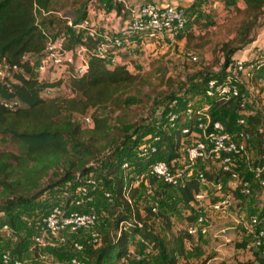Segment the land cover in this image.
Here are the masks:
<instances>
[{
  "label": "rangeland",
  "instance_id": "obj_1",
  "mask_svg": "<svg viewBox=\"0 0 264 264\" xmlns=\"http://www.w3.org/2000/svg\"><path fill=\"white\" fill-rule=\"evenodd\" d=\"M81 1L55 0L53 8L61 15L74 17L75 9ZM238 7H243L241 0H193L190 6L183 8L188 19L186 29L181 33L183 38L178 39L176 36L172 39L143 40L137 42L130 50L118 53L119 65H123L128 73L136 76L135 88L129 90V94L123 97H127V105L124 104L119 111L97 108L89 109L83 115H72L73 120L80 125L81 131L78 137L68 138V149L75 144H81L89 148V156L79 159V155L69 150L63 157L48 156L41 164H35L25 160L17 146L0 136V153L16 158L9 157L8 161L12 168L8 183L10 182L11 185L15 182L14 191L11 190L12 187L8 190L0 185V210L7 200L20 196L29 199L36 194L33 198L35 204L32 203L30 207L33 210L18 207L7 215L0 212V217L10 216L16 219L13 230L11 227L8 230H0V251H11L16 244H20L23 251L20 256L21 264H37L36 255L31 246L30 223L37 220L42 213H39L38 209L52 203L51 200L57 195L58 189L62 188L66 182V179L61 181L64 175L84 168L88 170V174L95 179L98 186L93 193L90 206L100 216L98 243L103 236H111L118 230L116 221L123 216L131 224L144 229L153 239L156 248L151 249L146 241L129 239L128 250H133L140 260L135 262L129 255L126 260L121 261L122 264H165L162 249L169 235L166 232L165 223L170 224L172 232L177 229L183 230L186 223L185 217L191 211L180 204L175 192H163L158 188L160 182L149 185L147 178L140 177L139 167L147 159V155L143 156V150L146 146L155 149L156 143H151L150 138L154 137L153 134L157 136L159 129L168 130L167 122L173 115L174 108V106L170 107L171 101L182 100L184 105L189 103L193 108L202 107L206 103L202 91L198 94L194 93L195 82L203 77L220 73L224 62L221 47L233 38L238 22L242 19V15L236 12V9L240 10ZM54 22L52 28L48 29L50 34L63 26L62 20L55 19ZM262 33H264V14L260 18V27L256 30V36H261ZM242 49L233 53L229 62L232 58L239 56V51ZM251 85L254 89L257 88L254 81ZM136 89L139 92H134ZM246 95L250 97L249 93ZM247 111L257 114L260 123L250 133L246 156L237 158L231 167L241 178L247 176L248 167L264 164V106L259 101L257 104L251 102L247 105ZM92 115L108 118L109 132L105 139L94 138L90 141L91 135L88 131L91 129L89 121ZM117 119L127 124L129 133L137 127H142L141 131L145 130V127H150L149 134L140 139H131L129 150L125 151V148L119 146L121 129L117 126ZM181 141L182 138L179 140L176 151L177 158L169 161L175 168H179L183 161L181 148L184 143L181 144ZM159 153L162 158L167 157V148L160 146ZM118 154H124L123 163L128 165L127 168H123L120 164L111 169L115 156ZM161 157L151 161L163 160ZM21 160L24 161L23 164L20 163ZM197 169L205 175H211L212 178L221 172L217 164L208 162L198 163ZM117 179H120L126 192L129 189L133 191L132 194L130 192L125 194L130 205L122 195H116L112 205L102 200L100 196L102 190L116 193ZM227 181V176L223 175L216 182L221 185L218 195L231 194L233 198L231 207L227 211L228 215L207 211L206 215L213 223L212 231L203 239L191 240L186 247V260H179L177 264H183V261L187 264H236L248 259L252 260L248 234L233 220L241 219L245 223L250 216H264V189L253 184L251 193L243 197L237 189L228 188ZM212 184L215 185L214 182ZM51 185L55 186L50 188ZM205 192L207 195H212L215 192L214 186H208ZM235 194L239 197H235ZM215 199L216 197L209 196L204 205ZM151 208L155 209L154 213L149 211ZM137 217L142 220H138ZM2 224L4 223L0 222V226ZM224 227H235V229L226 231L224 239L212 237L216 231ZM240 241H245L247 247L236 249L234 244ZM85 264H94V262L87 260Z\"/></svg>",
  "mask_w": 264,
  "mask_h": 264
},
{
  "label": "built area",
  "instance_id": "obj_2",
  "mask_svg": "<svg viewBox=\"0 0 264 264\" xmlns=\"http://www.w3.org/2000/svg\"><path fill=\"white\" fill-rule=\"evenodd\" d=\"M113 1L122 5L128 12V20L116 32L101 31L90 23L89 17H102L106 7L103 0H90L86 8V17L82 21L74 22V17L54 13L57 20L63 21V30L59 33H43L45 42L40 52L21 56V62L32 69L37 81L53 85L39 92L41 99L72 98L74 91L71 83L86 73L92 58L102 60L106 67L118 66L120 60L118 53L130 50L139 41L175 38L185 31L188 24L185 10L173 5L169 0H151L134 8L128 7L125 0ZM49 14L42 13V16L47 17ZM78 33V43L67 46L68 38ZM239 53V56L232 58L228 63L222 76L210 78L205 82L203 92L205 99L211 102L220 104H227L231 100L236 102L237 117L234 123L237 130L227 132L222 123L211 118L210 102L199 108H193L186 103L183 111L180 114L173 111L167 122L168 129L175 126L178 117L183 118L184 123H190L189 127L181 129V135L185 137L181 141L184 145L181 148L183 161L180 167L175 168L164 160H155L150 161L139 174L141 178L152 177L172 189L180 188L190 180L197 183L199 191L193 195L190 203L194 216L185 223L183 229L192 241L203 239L212 231L213 223L206 215L207 211L227 216L233 201L231 194L218 195L221 185L218 182L213 185L207 181L204 174L198 171V163L217 164L220 171L226 173L228 180L226 186L231 190L237 189L241 196L247 197L251 193L252 184L264 189V164L248 167L252 182L241 178L231 169L237 158L246 156L250 142L246 118L255 113L248 112L247 105L251 102L257 104L259 101L264 106V38L259 42L257 39L254 40ZM17 73L16 66L0 64V85L4 86L7 92H10L9 85L17 83L14 78ZM253 81L256 83V89L251 85ZM246 93H249L250 97ZM176 103V100L171 101L170 107H175ZM0 105L9 111L19 107L15 98L0 99ZM150 141L156 142L157 137H151ZM153 152L155 149L146 146L143 156ZM122 167L127 168V164L123 163ZM208 186H214L215 192L212 195L205 192ZM97 189L95 179L89 174L81 179L76 178L73 183L66 182L58 189L48 209L40 214L32 227L33 234L30 240L37 264H85L86 258L83 255L85 246L93 249L100 245L97 233L100 218L88 206L92 201V193ZM124 189L123 187V191ZM125 194L122 193V197L130 205ZM209 196L216 199L204 205ZM102 197L108 205L114 203L115 197L110 192L103 191ZM150 212L154 213L155 209L151 208ZM247 220L245 223L241 219L233 221L247 232L252 253L264 257V216H250ZM130 225L128 220L121 222L118 224V230ZM233 229L235 227L220 228L212 237L224 239L226 231ZM0 230H8V227L2 225ZM70 236L78 237L81 242ZM185 245L187 247L189 244ZM59 249L66 252L69 250L71 256L65 261H59L47 252ZM129 255L135 262L140 260L133 250H128L127 256ZM0 264H21V261L11 251L2 250Z\"/></svg>",
  "mask_w": 264,
  "mask_h": 264
},
{
  "label": "trees",
  "instance_id": "obj_3",
  "mask_svg": "<svg viewBox=\"0 0 264 264\" xmlns=\"http://www.w3.org/2000/svg\"><path fill=\"white\" fill-rule=\"evenodd\" d=\"M54 1L55 0H0V64L5 63L8 66L14 65L18 68V73L14 75L17 83L9 85L10 92H7L4 86L0 85V99L9 100L15 98L19 103V107L13 111H9L0 105V136L17 146L21 150L25 160H29L35 164H41L48 156L63 157L68 154L69 150L79 155V159L87 155L89 156V148L84 147V145L75 144L68 149V138L73 139L78 137L81 131L80 125L73 120L72 115H83L87 110L97 108H109L112 111L121 110L124 104L127 105V97H123L129 94V90L135 88L136 80V76L128 73L124 66L118 65L107 68L102 60L92 58L89 61L86 73L80 79L71 83V88L74 91V96L72 98L41 99L39 97V92L53 85L44 81H37L32 69H30L26 63L21 62V56L26 53H38L43 48L45 42L43 33L46 34L48 29L52 28L55 24L54 20L56 19L53 14L58 13V10L53 8ZM89 1L90 0H82L78 4L77 9H75L74 22L85 19L86 8ZM241 1L243 8L241 10L236 9V12L242 15V19L238 22L233 38L224 43L221 47L224 57L222 69L220 73L206 76L196 81L194 89L195 94L201 91L203 94L205 82L210 78L222 76L232 54L240 50V48H245L255 40L256 30L260 27V18L264 14V0ZM48 12L50 14L47 17L42 16V13ZM63 28V26L58 27L54 32L59 33ZM177 38H183L181 33L177 35ZM78 41L79 33L77 35H71L68 38L67 46H72L78 43ZM141 87L142 86H140V88ZM134 92H139V90L136 89ZM176 102L177 106L172 110L174 113L180 114L185 105L182 103V100H176ZM206 102H210L211 104L209 112L213 120L222 123L227 132L231 133L237 130L234 123L237 117L235 101L231 100L227 104H220L206 99ZM166 109L167 108H165V110ZM220 112L221 115L218 116ZM181 120V117H178L172 129H168L167 131L159 129L156 134L157 136L153 134L154 137H157V141L155 142L157 147L155 148V152L146 154L147 159L144 161V164L139 167V174L152 159L161 157L159 155L160 146L167 148V157H161L164 161L169 163V161L171 162V160L177 158L178 155L176 151L179 140L185 137V135H181V129L184 127L187 128L190 125L189 122L184 123ZM89 122L91 125V129L88 131L91 135L90 141L94 138L105 139L107 137L109 132L108 118L92 115ZM246 122L247 130L250 135L259 125L260 118L257 114L248 116ZM117 126H120L121 129L119 134V146L125 148V151L129 150V144L132 142L131 139H140L145 135L147 136L150 131V127H145V130L142 131V127H137L129 133L127 124L120 119H117ZM9 157L16 159L11 155L0 153V185L8 190L12 187L11 190L14 191L13 186L15 182L11 183V185L10 182L8 183V179L12 172L10 163H8ZM23 160H21V164H23ZM123 162L124 154L116 155L111 169H114L115 165H122ZM87 171V169L81 168L78 171L67 172L61 181L66 179V182L73 183L76 178L81 179L88 175ZM223 175L226 176V173L220 172V174L216 175L214 178H212L211 175L204 174L206 180L209 182L212 181L214 184L218 178ZM251 177V173L247 172V176L244 177V179L252 182ZM146 178L149 185H153L157 182V180L152 177ZM54 186L55 185H51L50 188ZM158 188L163 192H175L180 204L191 211L190 214L185 217V221L189 222L192 220L194 212L190 207V203L193 200V195L199 191V187L194 180L187 181L182 187L177 189H172L161 183ZM129 190L127 192L123 191L122 182L120 179H117L116 193L113 194L109 190H102L100 196L104 201L102 192L108 191L113 194L116 199V195L121 196L124 192H130L132 194L133 191ZM35 196L36 194L29 199L20 196L7 200L0 212L7 215L14 208H30L32 207V203L35 204V202H33ZM235 197H239V195L235 194ZM91 204L92 201L88 206L90 207ZM48 207L49 205L44 207L45 209L41 207V209H38V212L44 213ZM30 209L33 210V208ZM92 211L97 213L95 210ZM97 215L99 216L98 213ZM15 217L18 218L17 215H15ZM137 219L142 220L138 217ZM15 220L16 219L10 216L0 217V222L4 223L2 225H6L8 228L11 227L12 230ZM126 220L125 217L120 216L116 221V226ZM34 221L30 223L32 234ZM170 228V224L165 223V229L169 235L162 249V257L165 264H177L179 260H186L185 243L189 244L191 239L186 235L184 230L177 229L172 232ZM70 238L81 242L76 236H70ZM134 238L139 239L141 242L146 241L150 248L155 250L156 244L153 239L150 238V235L144 229L131 224L129 227L117 230L111 236H103L100 245L96 248L92 249L85 246L83 251V255H86V257L84 256L86 258L85 262H87V260L88 262L92 260L94 264H122L123 260L128 258L129 239ZM245 246V241L234 244L236 249H244ZM47 252L59 261H65L71 256V252L69 250L66 252L64 249L47 250ZM11 253L20 258L23 253L20 244H16L12 248ZM252 257V260L248 259L244 262H237L236 264H264V257L254 253H252ZM183 264L187 263L183 261Z\"/></svg>",
  "mask_w": 264,
  "mask_h": 264
},
{
  "label": "crops",
  "instance_id": "obj_4",
  "mask_svg": "<svg viewBox=\"0 0 264 264\" xmlns=\"http://www.w3.org/2000/svg\"><path fill=\"white\" fill-rule=\"evenodd\" d=\"M151 0H125L128 7L134 8L141 4L148 3ZM173 5L178 7L187 8L190 6L193 0H169ZM106 4L105 14L102 17L90 16V23L97 29L101 31L116 32L118 28L128 20V12L122 5L114 3L113 0H103ZM239 8V7H238ZM243 8V7H242ZM242 8H239L240 10ZM98 12V11H97ZM264 38V33L261 36H256L257 39L261 41ZM247 247V245L245 246Z\"/></svg>",
  "mask_w": 264,
  "mask_h": 264
}]
</instances>
